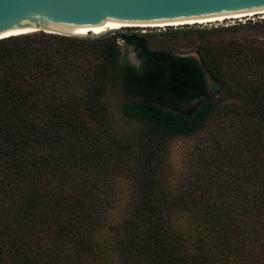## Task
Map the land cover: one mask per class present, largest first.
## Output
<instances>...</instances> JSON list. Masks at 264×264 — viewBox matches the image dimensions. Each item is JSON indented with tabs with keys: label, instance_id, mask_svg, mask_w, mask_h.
I'll return each mask as SVG.
<instances>
[{
	"label": "trees",
	"instance_id": "obj_1",
	"mask_svg": "<svg viewBox=\"0 0 264 264\" xmlns=\"http://www.w3.org/2000/svg\"><path fill=\"white\" fill-rule=\"evenodd\" d=\"M198 44L0 39V264H264V44ZM116 96L144 99L122 101L128 129ZM207 129L201 178L175 190L169 141Z\"/></svg>",
	"mask_w": 264,
	"mask_h": 264
},
{
	"label": "water",
	"instance_id": "obj_2",
	"mask_svg": "<svg viewBox=\"0 0 264 264\" xmlns=\"http://www.w3.org/2000/svg\"><path fill=\"white\" fill-rule=\"evenodd\" d=\"M261 11L264 0H0V39L29 28L98 38L120 25L199 22ZM206 100H195V109Z\"/></svg>",
	"mask_w": 264,
	"mask_h": 264
},
{
	"label": "rangeland",
	"instance_id": "obj_3",
	"mask_svg": "<svg viewBox=\"0 0 264 264\" xmlns=\"http://www.w3.org/2000/svg\"><path fill=\"white\" fill-rule=\"evenodd\" d=\"M231 28H223L228 27ZM202 29L211 30L210 33L202 35ZM216 29V30H215ZM120 34H138L146 35L148 44L153 49H165L172 51L177 55L194 56L200 59L198 43L207 38L209 41H231L241 40L243 42H254L258 45L264 44V15L258 14L251 17L241 19H228L225 21L209 23V24H196L180 27H166V28H142V27H128L119 31L108 32L104 35ZM102 35V36H104ZM122 44V58L123 61L132 63L135 66L141 64V59L137 49L123 39H118ZM211 85H214L212 78H208ZM212 91V88H211ZM138 101L144 100L138 98H127L123 96H116L113 100V114L114 118L119 120L120 127L123 129L130 128L129 123L123 119L122 112H120L122 101ZM197 100V99H196ZM194 101L182 102L176 105V110L181 113L188 114L194 109ZM117 120V121H118ZM209 129L201 131L200 133L191 137H176L168 143V164L171 168V176L169 181L175 190H179L184 184L193 183L197 178H201L199 174L198 164L194 162V152L197 147L204 146L207 140ZM195 183V182H194ZM125 187V183L122 184ZM127 189V188H126ZM125 189V190H126Z\"/></svg>",
	"mask_w": 264,
	"mask_h": 264
},
{
	"label": "bare ground",
	"instance_id": "obj_4",
	"mask_svg": "<svg viewBox=\"0 0 264 264\" xmlns=\"http://www.w3.org/2000/svg\"><path fill=\"white\" fill-rule=\"evenodd\" d=\"M264 15V11L261 12H256V13H250V14H244V15H238V16H232V17H225V18H219V19H212V20H206V21H199V22H187V23H174V24H162V25H120L118 29L116 30H121L123 28H128V27H142V28H166V27H180V26H185V25H196V24H209V23H215V22H220V21H225L228 19H241V18H246V17H253L255 15ZM114 30V31H116ZM39 29L36 28H29V29H24L16 32H12L9 35L14 36V35H20V34H25V33H33V32H38ZM112 32V31H111Z\"/></svg>",
	"mask_w": 264,
	"mask_h": 264
},
{
	"label": "flooded vegetation",
	"instance_id": "obj_5",
	"mask_svg": "<svg viewBox=\"0 0 264 264\" xmlns=\"http://www.w3.org/2000/svg\"><path fill=\"white\" fill-rule=\"evenodd\" d=\"M194 109H192V111H190V113H188V114H191V113H193L196 109H195V107H193Z\"/></svg>",
	"mask_w": 264,
	"mask_h": 264
}]
</instances>
